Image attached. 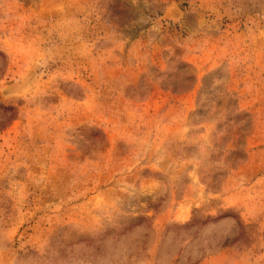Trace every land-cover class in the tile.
<instances>
[{"label": "rangeland", "instance_id": "rangeland-1", "mask_svg": "<svg viewBox=\"0 0 264 264\" xmlns=\"http://www.w3.org/2000/svg\"><path fill=\"white\" fill-rule=\"evenodd\" d=\"M0 264H264V0H0Z\"/></svg>", "mask_w": 264, "mask_h": 264}, {"label": "bare ground", "instance_id": "bare-ground-1", "mask_svg": "<svg viewBox=\"0 0 264 264\" xmlns=\"http://www.w3.org/2000/svg\"><path fill=\"white\" fill-rule=\"evenodd\" d=\"M7 90H10V89H7ZM10 91H11V90H10ZM11 92H12V91H11ZM11 92H10V93H11ZM4 93H6V91H5ZM8 94H9V93H8Z\"/></svg>", "mask_w": 264, "mask_h": 264}]
</instances>
